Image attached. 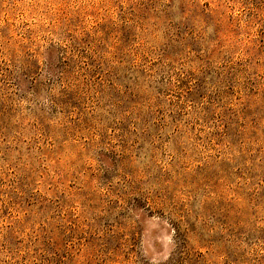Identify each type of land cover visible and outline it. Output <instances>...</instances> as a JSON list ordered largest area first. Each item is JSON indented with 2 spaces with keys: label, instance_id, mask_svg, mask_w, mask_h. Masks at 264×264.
<instances>
[{
  "label": "rangeland",
  "instance_id": "rangeland-1",
  "mask_svg": "<svg viewBox=\"0 0 264 264\" xmlns=\"http://www.w3.org/2000/svg\"><path fill=\"white\" fill-rule=\"evenodd\" d=\"M0 264H264V0H0Z\"/></svg>",
  "mask_w": 264,
  "mask_h": 264
}]
</instances>
